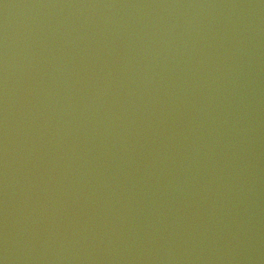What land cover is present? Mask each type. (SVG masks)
Instances as JSON below:
<instances>
[{
	"label": "water",
	"instance_id": "1",
	"mask_svg": "<svg viewBox=\"0 0 264 264\" xmlns=\"http://www.w3.org/2000/svg\"><path fill=\"white\" fill-rule=\"evenodd\" d=\"M0 264H264V0H0Z\"/></svg>",
	"mask_w": 264,
	"mask_h": 264
}]
</instances>
